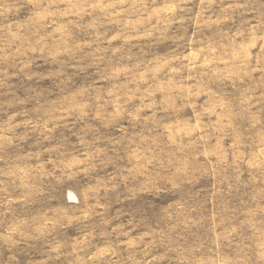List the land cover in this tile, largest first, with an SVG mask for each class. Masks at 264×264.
<instances>
[{
  "label": "rangeland",
  "instance_id": "obj_1",
  "mask_svg": "<svg viewBox=\"0 0 264 264\" xmlns=\"http://www.w3.org/2000/svg\"><path fill=\"white\" fill-rule=\"evenodd\" d=\"M0 264H264V0H0Z\"/></svg>",
  "mask_w": 264,
  "mask_h": 264
}]
</instances>
